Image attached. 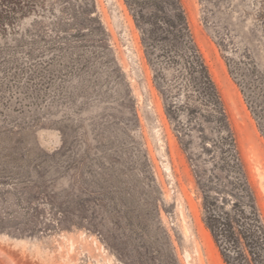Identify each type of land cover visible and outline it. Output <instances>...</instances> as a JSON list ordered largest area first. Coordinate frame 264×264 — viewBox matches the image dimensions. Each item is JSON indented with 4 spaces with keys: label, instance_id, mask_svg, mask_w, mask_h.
<instances>
[{
    "label": "rangeland",
    "instance_id": "rangeland-1",
    "mask_svg": "<svg viewBox=\"0 0 264 264\" xmlns=\"http://www.w3.org/2000/svg\"><path fill=\"white\" fill-rule=\"evenodd\" d=\"M172 4L0 0V247L17 264H264V0H180L220 103ZM224 213L232 240L208 225Z\"/></svg>",
    "mask_w": 264,
    "mask_h": 264
},
{
    "label": "trees",
    "instance_id": "trees-1",
    "mask_svg": "<svg viewBox=\"0 0 264 264\" xmlns=\"http://www.w3.org/2000/svg\"><path fill=\"white\" fill-rule=\"evenodd\" d=\"M172 7L177 13L176 19H181L184 23L179 24L177 32L182 34L186 40V50L184 52L185 60L188 66L190 75L193 77V81L196 82L200 94L203 95L209 103L216 102L220 103V95L216 88V85L211 77L208 66L206 65L199 49L197 48L185 19V14L180 4V0H173ZM225 215V216H224ZM223 214H211L209 217V227L216 236L226 237V239L232 240L235 235V224L238 219L229 213ZM242 216H244L242 214ZM251 235L255 232L250 231Z\"/></svg>",
    "mask_w": 264,
    "mask_h": 264
},
{
    "label": "bare ground",
    "instance_id": "bare-ground-1",
    "mask_svg": "<svg viewBox=\"0 0 264 264\" xmlns=\"http://www.w3.org/2000/svg\"><path fill=\"white\" fill-rule=\"evenodd\" d=\"M1 261L5 262L6 264H17L16 259L9 254L4 248L0 247V263Z\"/></svg>",
    "mask_w": 264,
    "mask_h": 264
}]
</instances>
